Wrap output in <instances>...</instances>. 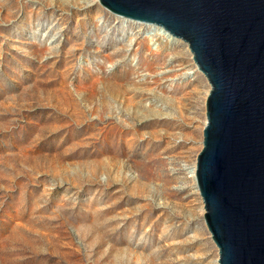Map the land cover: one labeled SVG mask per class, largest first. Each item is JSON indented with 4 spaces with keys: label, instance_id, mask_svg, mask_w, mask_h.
<instances>
[{
    "label": "rangeland",
    "instance_id": "374dc122",
    "mask_svg": "<svg viewBox=\"0 0 264 264\" xmlns=\"http://www.w3.org/2000/svg\"><path fill=\"white\" fill-rule=\"evenodd\" d=\"M114 14L0 0V264H218L189 173L211 86Z\"/></svg>",
    "mask_w": 264,
    "mask_h": 264
},
{
    "label": "water",
    "instance_id": "95a60500",
    "mask_svg": "<svg viewBox=\"0 0 264 264\" xmlns=\"http://www.w3.org/2000/svg\"><path fill=\"white\" fill-rule=\"evenodd\" d=\"M189 46L211 86L196 184L218 264H264V0H100Z\"/></svg>",
    "mask_w": 264,
    "mask_h": 264
},
{
    "label": "bare ground",
    "instance_id": "6f19581e",
    "mask_svg": "<svg viewBox=\"0 0 264 264\" xmlns=\"http://www.w3.org/2000/svg\"><path fill=\"white\" fill-rule=\"evenodd\" d=\"M115 17H118V18H121V19H124L125 17H122L120 15H117V14H114ZM124 20L126 21H132V22H136L135 20H132V19H129V18H125ZM139 22V21H137ZM146 24V23H145ZM152 26V25H151ZM160 27V26H159ZM163 29V28H162ZM161 30L158 31V33L155 35V39H154V42H153V45L155 47H158L161 49V48H167V45L168 44H175L176 42H178L179 40H182L178 37H175L173 35H171L169 32H167L166 30H163V32L161 33L160 32ZM161 34V35H160ZM183 41V40H182ZM184 42V41H183ZM185 44H187L185 42ZM162 45H165V46H162ZM188 45V44H187ZM169 46V45H168ZM193 57V56H192ZM197 66V65H196ZM168 71V70H167ZM207 95V94H206ZM190 176L196 180V169H195V166L191 167L190 168ZM198 188V187H197Z\"/></svg>",
    "mask_w": 264,
    "mask_h": 264
}]
</instances>
